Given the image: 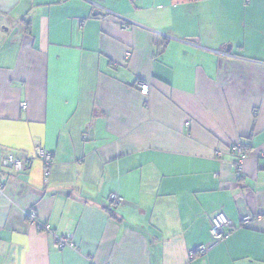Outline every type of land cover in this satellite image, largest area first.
Returning a JSON list of instances; mask_svg holds the SVG:
<instances>
[{
    "label": "crops",
    "instance_id": "1",
    "mask_svg": "<svg viewBox=\"0 0 264 264\" xmlns=\"http://www.w3.org/2000/svg\"><path fill=\"white\" fill-rule=\"evenodd\" d=\"M263 155L264 0H0V264H264Z\"/></svg>",
    "mask_w": 264,
    "mask_h": 264
},
{
    "label": "built area",
    "instance_id": "2",
    "mask_svg": "<svg viewBox=\"0 0 264 264\" xmlns=\"http://www.w3.org/2000/svg\"><path fill=\"white\" fill-rule=\"evenodd\" d=\"M127 27V26H126ZM149 90V85L147 83L140 82L139 83V92L142 95H146ZM22 109H26V103L22 104ZM189 123L186 124L188 126ZM229 150L235 155L234 162V170L236 172V176L240 177L243 171V164L249 155V151L243 148L240 144H233L229 147ZM35 157L39 158L44 165V178L47 180L50 174V167L53 162L52 154L46 151L44 148L38 146L35 147L34 150ZM264 157V155H263ZM31 162L30 159H18L12 155H8L7 158L3 161L5 166L10 167L14 171H21L26 165ZM107 200L109 204H112L116 207L122 206L123 199L112 193L108 195ZM30 224L35 225L39 231L49 232L48 227H45L39 224L36 220V213L34 211L29 213ZM257 219L260 217L257 216ZM252 223H254V218L252 216L246 215L243 216L240 220V225L238 228H247ZM237 230V227L233 225V223L228 219L224 212L218 211L211 217V225H210V242L211 245L222 243L233 231ZM70 245L66 239L57 238L55 241L56 248H63L65 246ZM208 247L206 245H199L193 251L190 252L192 254L203 255L206 253Z\"/></svg>",
    "mask_w": 264,
    "mask_h": 264
},
{
    "label": "trees",
    "instance_id": "3",
    "mask_svg": "<svg viewBox=\"0 0 264 264\" xmlns=\"http://www.w3.org/2000/svg\"><path fill=\"white\" fill-rule=\"evenodd\" d=\"M242 147L246 149V147H244V146H242ZM247 150H248V149H247ZM109 205H111V207H112V204H109ZM113 206H114V205H113ZM114 207H116V206H114ZM114 207H113V208H114Z\"/></svg>",
    "mask_w": 264,
    "mask_h": 264
},
{
    "label": "rangeland",
    "instance_id": "4",
    "mask_svg": "<svg viewBox=\"0 0 264 264\" xmlns=\"http://www.w3.org/2000/svg\"><path fill=\"white\" fill-rule=\"evenodd\" d=\"M97 1H100V0H97Z\"/></svg>",
    "mask_w": 264,
    "mask_h": 264
}]
</instances>
